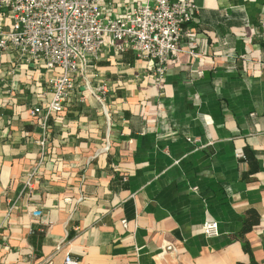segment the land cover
I'll return each mask as SVG.
<instances>
[{
	"label": "crops",
	"instance_id": "0c3cea01",
	"mask_svg": "<svg viewBox=\"0 0 264 264\" xmlns=\"http://www.w3.org/2000/svg\"><path fill=\"white\" fill-rule=\"evenodd\" d=\"M142 1L101 2L113 17ZM190 1L162 79L132 47H105L47 118L44 154L31 110L58 69L0 51V264H264V0Z\"/></svg>",
	"mask_w": 264,
	"mask_h": 264
},
{
	"label": "built area",
	"instance_id": "2783aa9c",
	"mask_svg": "<svg viewBox=\"0 0 264 264\" xmlns=\"http://www.w3.org/2000/svg\"><path fill=\"white\" fill-rule=\"evenodd\" d=\"M101 1L0 0L11 19L9 26L0 27V51L15 50L26 61L40 60L46 69H58L48 82L51 99L31 110L32 115L39 114L43 129L37 141L40 154L46 151L47 118L64 110L78 80H88L86 65L98 61L105 47L118 52L132 47L157 79H162L179 50L180 38L188 32L185 25L199 11L190 0H144L111 17L105 14ZM259 20L258 36L264 47V16ZM106 88L102 81L91 89L100 102ZM235 155L244 157L243 152ZM26 185H30V177ZM31 214L38 216L40 211L34 209ZM200 227L207 236L219 231L215 220H203ZM59 248L57 245L56 251ZM175 250L171 244L163 248L164 252ZM61 264H78V260L66 252Z\"/></svg>",
	"mask_w": 264,
	"mask_h": 264
},
{
	"label": "trees",
	"instance_id": "16d2710c",
	"mask_svg": "<svg viewBox=\"0 0 264 264\" xmlns=\"http://www.w3.org/2000/svg\"><path fill=\"white\" fill-rule=\"evenodd\" d=\"M256 221V216L254 214H251L250 211H248V214L246 216V218L244 219L243 225L241 227V233H245L248 232V230L250 229V226L253 222ZM244 249H246V251H248V253L250 252V249L248 248V246L244 245ZM249 264H257V262L255 260H253V258L249 259ZM238 264H242V263H238Z\"/></svg>",
	"mask_w": 264,
	"mask_h": 264
}]
</instances>
